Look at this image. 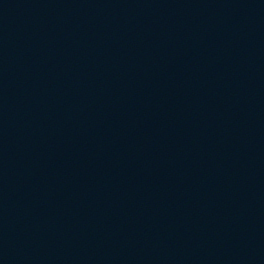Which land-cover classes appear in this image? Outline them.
Listing matches in <instances>:
<instances>
[{
	"label": "water",
	"instance_id": "water-1",
	"mask_svg": "<svg viewBox=\"0 0 264 264\" xmlns=\"http://www.w3.org/2000/svg\"><path fill=\"white\" fill-rule=\"evenodd\" d=\"M0 264H264V0H0Z\"/></svg>",
	"mask_w": 264,
	"mask_h": 264
}]
</instances>
